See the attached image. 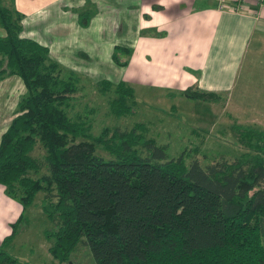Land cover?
<instances>
[{
    "label": "trees",
    "instance_id": "obj_1",
    "mask_svg": "<svg viewBox=\"0 0 264 264\" xmlns=\"http://www.w3.org/2000/svg\"><path fill=\"white\" fill-rule=\"evenodd\" d=\"M75 12L85 25L92 10L87 3ZM21 19L13 0H0V79L15 74L25 88L0 134V184L23 208L43 192L38 205L51 223L43 229L51 257L68 260L82 243L94 264H264V129L232 123L239 154L203 164L185 149L169 155L141 122L92 134L90 108L69 112L80 74L21 36ZM128 55L119 45L110 53L121 66ZM91 84L111 94L114 116L132 110L126 81ZM183 94L218 99L191 86ZM35 147L42 153L32 155ZM22 217L0 243V264H24L2 248Z\"/></svg>",
    "mask_w": 264,
    "mask_h": 264
},
{
    "label": "crops",
    "instance_id": "obj_2",
    "mask_svg": "<svg viewBox=\"0 0 264 264\" xmlns=\"http://www.w3.org/2000/svg\"><path fill=\"white\" fill-rule=\"evenodd\" d=\"M87 3L92 12L82 25L75 10ZM13 5L22 13L20 35L45 45L49 57L93 80L122 79L133 89L135 84L168 93L191 85L229 89L251 40L264 42V0H13ZM113 45L129 49L125 65L111 60ZM24 91L17 75L0 79V134ZM27 207L0 184V243ZM27 222L22 217L2 245L18 261L34 257ZM47 246L45 238L46 252Z\"/></svg>",
    "mask_w": 264,
    "mask_h": 264
},
{
    "label": "rangeland",
    "instance_id": "obj_3",
    "mask_svg": "<svg viewBox=\"0 0 264 264\" xmlns=\"http://www.w3.org/2000/svg\"><path fill=\"white\" fill-rule=\"evenodd\" d=\"M88 22V21H87ZM49 40V35H46ZM67 68V67H66ZM81 90L74 94V113L84 107L90 108L91 132L96 134L103 126L129 128L135 122L144 124L147 136L166 146L169 155L188 150L202 164L218 157L229 160L239 154L240 149L230 131L232 123L264 129V42L252 39L245 49L239 71L229 89L219 91L218 99L205 101L191 99L178 89L167 94V89H153L144 84L134 85V100L131 111L114 116L108 108L111 94L100 93L87 74L77 72ZM98 81V80H97ZM191 87H194L191 85ZM95 152L107 157V152L96 145ZM42 149L35 147L31 154L39 155ZM43 192L37 191L33 201L23 211L26 235L33 248V256L19 258L24 264H94L86 245L78 243L69 259L58 261L42 247L45 238L41 229L51 226L38 205ZM24 239V238H23ZM21 247L26 243L21 241Z\"/></svg>",
    "mask_w": 264,
    "mask_h": 264
}]
</instances>
